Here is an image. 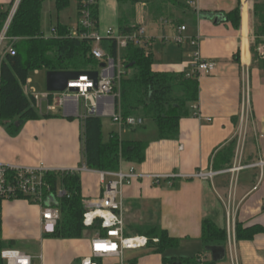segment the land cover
I'll return each instance as SVG.
<instances>
[{
	"label": "crops",
	"instance_id": "obj_1",
	"mask_svg": "<svg viewBox=\"0 0 264 264\" xmlns=\"http://www.w3.org/2000/svg\"><path fill=\"white\" fill-rule=\"evenodd\" d=\"M152 1L101 0L97 30L103 35L110 29L121 32L122 22L131 29L144 26L153 39V68L158 72L189 73L196 53L216 66L212 74L198 79L199 100L181 121L178 138L158 140L155 126L143 119L144 127L109 126L110 136L117 133L125 140L148 142L142 164L122 161L120 166L123 172L134 168L138 176L120 188L126 235L150 240L144 233L156 226L180 244L158 253L154 243L145 249L127 250L123 258L108 256L94 261L166 264V260L199 258L200 264H205L213 261L202 242L203 223L210 220L227 233L226 260L217 264H264V167L259 165L264 161V61L260 57L254 60L251 51V2L247 0L243 22L244 0H179L187 6L183 9L163 4V0ZM16 2L0 0V16L10 15ZM239 4L238 29L227 15ZM158 5L166 12L160 18ZM46 21L50 32L63 26L74 33L79 28L80 6L72 2L58 11L55 0H43L42 30L49 37L44 29ZM181 26L187 27L185 41L166 43L164 39L178 35ZM193 39H198L197 46L192 45ZM103 46L110 51L107 40ZM246 77L250 112L242 119ZM82 148V121L61 112L26 123L17 136L0 131L2 164H43L57 172L82 170ZM230 148H234L233 152ZM199 172L215 175L209 180L192 178ZM155 177L161 180L156 183ZM81 178L85 203L103 198L107 184L116 180L106 175L102 181L101 172L89 169L81 173ZM54 201L55 197L50 204ZM238 226L246 232L245 239H237ZM51 230L49 226L45 230L40 207L24 201L2 204L3 239L15 241L17 250L32 257V264H80L92 256V240L98 234L87 233L83 239L75 240L45 238L44 234ZM20 245L29 248L22 250Z\"/></svg>",
	"mask_w": 264,
	"mask_h": 264
},
{
	"label": "trees",
	"instance_id": "obj_2",
	"mask_svg": "<svg viewBox=\"0 0 264 264\" xmlns=\"http://www.w3.org/2000/svg\"><path fill=\"white\" fill-rule=\"evenodd\" d=\"M82 1L55 0L58 11L68 8L72 2H77L81 7ZM100 1L97 0L93 7L96 21L99 16ZM244 1L243 22L247 0ZM250 2L253 18L251 51L253 59L256 60L260 57L258 47L264 45V0H250ZM163 4H172L180 9L187 8L179 0H163ZM42 5L43 0H21L8 35L22 40L16 46V55H8L6 60L0 63V125L5 126L12 136H17L26 123L40 119V116L31 108L24 93V86L33 72L46 70L47 72L84 73L99 65L92 56L93 42L91 40L73 38L70 30L63 26L56 28L55 37L46 36L42 30ZM165 14V10L161 9L158 16L160 18ZM8 16L9 13H3L0 16V33ZM227 19L236 28H240V4L227 15ZM174 21L178 24L182 23L180 20ZM121 30L124 34L132 31L131 28L125 27L123 22ZM108 43L111 45L110 53L115 55V42L109 40ZM122 57L126 61V75L121 82L120 110L123 120L138 118L153 124L158 140L178 138L181 121L190 115V106L199 100L198 78H187L186 73L155 71L152 50L142 49L133 44L123 52ZM245 57L247 59L246 52ZM82 123V164L87 169L101 173L118 172L122 161L134 164H142L145 161L148 142L125 140L117 133H112L109 141L105 142L101 117L91 116ZM233 150L234 148L229 149L230 152ZM45 180L51 187L50 195L55 197L52 206L60 212V220L54 231L45 233V238L75 240L83 239L87 233L98 234L101 237L107 236L106 230L101 228V221H96L93 226L85 224L87 209L80 172H48ZM144 234L150 238L149 245H155L153 239L159 240V243L155 245L158 253L178 248L180 244L179 240L170 238L168 233L160 227L147 228ZM245 234L242 227L238 226L237 239H245L247 237ZM202 242L206 248L212 246L225 248L227 247L226 230L206 220L202 228ZM5 249H17V243L3 239L0 203V264H3L1 252ZM165 263L200 264L199 258L166 260ZM205 264L217 263L208 261Z\"/></svg>",
	"mask_w": 264,
	"mask_h": 264
},
{
	"label": "built area",
	"instance_id": "obj_3",
	"mask_svg": "<svg viewBox=\"0 0 264 264\" xmlns=\"http://www.w3.org/2000/svg\"><path fill=\"white\" fill-rule=\"evenodd\" d=\"M97 0H83L80 7L79 28L74 33L73 38L80 40H91L93 42L92 56L98 61V68L88 72H97L98 80L95 81L89 75H83L78 80L70 81L65 92H46L38 94L31 88V81L28 80L24 86V93L28 98L31 108L39 115H56L61 112L66 117H75L81 121L88 117H106L113 120L121 129L125 127L136 128L142 126L144 121L138 118H128L123 120L120 110L121 102V82L126 75V61L123 59V52L130 46L135 45L142 49H151L153 39L147 35L144 26H136L129 33L116 32L108 30L105 35L97 30V21L93 15V7ZM21 0H17L12 12L10 13L1 33H0V63L6 60L8 55H16V46L22 40L18 37L8 35L9 28L13 18L18 10ZM187 27L178 28V35L174 38H165L168 44H182L185 41L183 33ZM52 37L57 35V29H52ZM107 40L114 41L116 44V54L112 55L106 50L103 42ZM193 46L198 45V39L191 40ZM258 54L264 61V45L258 47ZM101 64L105 67L102 68ZM216 69L215 64L204 61L199 53L194 55L192 61V70L186 73L187 78L212 74ZM39 73V71H36ZM76 90V91H71ZM249 87L248 77L244 79V109L242 119L249 114ZM260 166L264 167V161ZM76 172H86L82 170H73ZM48 172H57L48 169L41 164L38 167H26L0 163V203L11 201H24L38 206L42 209V221L45 230L51 227L54 231L60 220V212L52 206H47L52 197L51 187L47 184L45 176ZM112 176L116 180L107 184L103 198L98 200H89L85 203L87 213L85 214L86 226H93L96 221H101V228L106 230L107 236L98 235L92 240V256L85 258L80 264H97L94 260L108 256L123 258L127 250L145 249L149 246L150 240L146 237H128L123 216V205L119 200L120 188L125 182L138 178L135 169L131 168L128 172L119 171L117 173H101V179L105 176ZM215 173L199 172L192 176L194 179L209 180ZM174 178L175 176H171ZM160 177H155L158 183ZM61 195V192L58 194ZM234 230V228H233ZM231 228L229 235H232ZM231 242V240H230ZM153 243H159L154 239ZM232 246L230 243V254L233 261ZM3 264H32V257L17 249H5L1 252ZM122 264H129L123 262Z\"/></svg>",
	"mask_w": 264,
	"mask_h": 264
},
{
	"label": "water",
	"instance_id": "obj_4",
	"mask_svg": "<svg viewBox=\"0 0 264 264\" xmlns=\"http://www.w3.org/2000/svg\"><path fill=\"white\" fill-rule=\"evenodd\" d=\"M219 17L216 18V22ZM101 67L104 68L105 65L101 64ZM83 75H89L95 81L98 80L97 72H47V91L48 92H65L67 90L68 84L70 81L78 80ZM76 91V90H71ZM54 200L52 196L47 206L50 205V202ZM206 251L210 252L212 255V260L215 263L224 262L226 260V248L219 246L207 247Z\"/></svg>",
	"mask_w": 264,
	"mask_h": 264
},
{
	"label": "rangeland",
	"instance_id": "obj_5",
	"mask_svg": "<svg viewBox=\"0 0 264 264\" xmlns=\"http://www.w3.org/2000/svg\"><path fill=\"white\" fill-rule=\"evenodd\" d=\"M49 21L44 22V29L47 32V35L50 37L52 36V32H50L49 29ZM98 67H96L97 69ZM29 80L31 81L30 87L35 89L38 94H44L47 92V71H39V73L33 72L30 75ZM102 122H103V137L104 141L108 142L110 138V124H113L116 128H118V125L113 122L110 118L102 117ZM6 130L5 126L0 125V131ZM20 249H26L28 250V246H22L20 245Z\"/></svg>",
	"mask_w": 264,
	"mask_h": 264
}]
</instances>
